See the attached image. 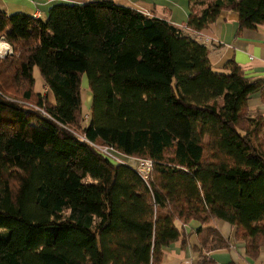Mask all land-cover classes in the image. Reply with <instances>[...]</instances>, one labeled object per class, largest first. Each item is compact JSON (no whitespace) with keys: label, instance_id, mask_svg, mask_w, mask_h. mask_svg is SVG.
Returning <instances> with one entry per match:
<instances>
[{"label":"trees","instance_id":"trees-1","mask_svg":"<svg viewBox=\"0 0 264 264\" xmlns=\"http://www.w3.org/2000/svg\"><path fill=\"white\" fill-rule=\"evenodd\" d=\"M178 26L115 0L59 2L46 17L0 8V264H162L193 220L192 250L264 246V95L235 61L216 70L183 34L220 14L264 24V0H189ZM56 98L36 91L35 70ZM93 95L84 116L82 79ZM87 114V113H86ZM75 132L154 163L145 180Z\"/></svg>","mask_w":264,"mask_h":264},{"label":"crops","instance_id":"crops-1","mask_svg":"<svg viewBox=\"0 0 264 264\" xmlns=\"http://www.w3.org/2000/svg\"><path fill=\"white\" fill-rule=\"evenodd\" d=\"M89 0H0V8L8 13L23 12L35 16L38 11L41 17H46L48 9L59 2L84 3ZM118 4L132 7L150 16L166 19L178 26H183L189 19L191 3L189 0H115ZM203 34L213 37L214 43L207 45L213 67L223 70L226 63L235 60L245 74L253 80H264V24L257 28H241L240 15L234 11H223L217 20ZM35 70L37 92H42V86L47 92L49 101L56 104L54 93L44 84L42 77H38ZM83 100L90 109L93 101L92 92L83 88ZM252 113L264 114V95L255 93L249 99ZM89 113V112H88ZM201 223L197 220L189 222L186 229L188 244L180 239L164 248L162 264H264V246L257 257L249 256L245 243L236 239V227L228 222L215 220L217 227L228 246L223 249L204 251L203 256L192 250V245L199 243L197 229Z\"/></svg>","mask_w":264,"mask_h":264},{"label":"built area","instance_id":"built-area-1","mask_svg":"<svg viewBox=\"0 0 264 264\" xmlns=\"http://www.w3.org/2000/svg\"><path fill=\"white\" fill-rule=\"evenodd\" d=\"M35 17L39 18L41 17L40 12L35 15ZM182 32L185 35L190 36L200 44H203L207 47V45H212L214 43L213 37H210L208 35L203 34L201 31H194L188 27H182ZM0 40H3L5 43H7V50L5 53L0 52V58L6 56L7 54H11L13 52L10 44L2 37ZM85 120L87 121L89 119V114H85L84 116ZM83 141L89 143L91 146H93L100 154H102L104 157L112 161L114 164H128L132 166L145 180L150 176L152 170H153V161L148 158H134L129 157L120 151H118L115 146L111 144H102L93 142L89 138L86 137V135L80 134L75 132ZM133 161L134 163H131ZM184 227H186L187 224H183ZM192 264V263H189Z\"/></svg>","mask_w":264,"mask_h":264},{"label":"rangeland","instance_id":"rangeland-1","mask_svg":"<svg viewBox=\"0 0 264 264\" xmlns=\"http://www.w3.org/2000/svg\"><path fill=\"white\" fill-rule=\"evenodd\" d=\"M3 43H4V42H3ZM1 47H6V46H5V45L0 46V50L3 49V48H1ZM4 52H5V50L2 52V54H3ZM36 73H38V77H39V78L42 77V76H41V73H40V71H39V69H37ZM44 87H45V86H42V93H44V94L48 97L47 92L44 90ZM82 87L90 90V86H89L88 78H87L86 75L83 76V79H82ZM36 88H37V89L39 88V84L36 85ZM83 93H85L84 90H83ZM48 99H49V98H48ZM88 109H89V108L86 107L85 104H84V114H86V113L89 112ZM131 163H134V162L131 161Z\"/></svg>","mask_w":264,"mask_h":264},{"label":"bare ground","instance_id":"bare-ground-1","mask_svg":"<svg viewBox=\"0 0 264 264\" xmlns=\"http://www.w3.org/2000/svg\"><path fill=\"white\" fill-rule=\"evenodd\" d=\"M4 41L3 40H0V46H3V45H5L6 47H1V48H3L2 50H0V52L2 53L4 50L6 51L7 50V43H3ZM5 53V52H4Z\"/></svg>","mask_w":264,"mask_h":264}]
</instances>
